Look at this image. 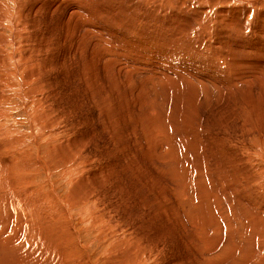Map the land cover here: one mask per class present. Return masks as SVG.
Masks as SVG:
<instances>
[{
    "label": "rangeland",
    "instance_id": "rangeland-1",
    "mask_svg": "<svg viewBox=\"0 0 264 264\" xmlns=\"http://www.w3.org/2000/svg\"><path fill=\"white\" fill-rule=\"evenodd\" d=\"M256 234L264 0H0V264H264Z\"/></svg>",
    "mask_w": 264,
    "mask_h": 264
},
{
    "label": "bare ground",
    "instance_id": "bare-ground-1",
    "mask_svg": "<svg viewBox=\"0 0 264 264\" xmlns=\"http://www.w3.org/2000/svg\"><path fill=\"white\" fill-rule=\"evenodd\" d=\"M147 2H148V1H147ZM159 4H160V3H159ZM140 9H141V8H140ZM73 11L75 12L76 9H73ZM73 11H72V12H73ZM72 12H71V13H72ZM77 12H78V11H77ZM71 13H70L69 15H72ZM78 13H79V12H78ZM78 13H76V14L78 15ZM80 13H81V12H80ZM36 15H37V14H36ZM73 15H74V13H73ZM81 15H82V14H81ZM33 16H34V15H33ZM74 16H75V15H74ZM76 17H77V16H76ZM79 17H80V16H79ZM2 18H3V17H2ZM8 18H9V17H8ZM80 18H81V17H80ZM81 21H83V20H81ZM83 23H84V22H83ZM42 24H43V23H42ZM15 26H16V25H15ZM85 27H86V26H85ZM85 27H84V28H85ZM20 28H21V27H20ZM88 28H89V27H88ZM88 28H86V29H88ZM86 29H85V30H86ZM83 30H84V29H83ZM87 31H90V28H89V30H86V32H87ZM98 31H99V30H98ZM21 32H22V31H21ZM90 32H91V31H90ZM92 32H93V31H92ZM87 33H88V32H87ZM96 33H98V32H96ZM84 34H85V33H84ZM97 36L99 37L100 35H97ZM78 38H79V37H78ZM2 40H3V39H2ZM34 52H35V51H34ZM25 55H26V54H25ZM37 56H38V55H37ZM36 58H37V57H36ZM42 59H43V58H42ZM39 60H41V59H39ZM27 61H28V60H27ZM15 63H16V62H15ZM24 63H25V62H24ZM34 73H35V72H34ZM23 76H24V75H23ZM54 86H55V85H54ZM50 87H51V86H50ZM232 177H233V176H232ZM230 180H231V179H230ZM232 180H233V179H232ZM234 180H235V179H234ZM182 194H183V193H182ZM16 198H17V197H16ZM181 198H182V197H181ZM13 200H14V199H13ZM14 201H15V200H14ZM20 201H22V200H20ZM9 202H10V201H9ZM8 205H9V204H8ZM8 205H7V206H8ZM20 206H21V209H24V208L27 207V206L34 207V202H31V201H29V200H28V201H22V202H20ZM10 207H11V206H10ZM10 207L8 206L9 209H10ZM18 211H20V210H18ZM18 211H17V213H18ZM244 211H246V210H244ZM247 211H248V210H247ZM12 212H13V211H12ZM249 212H250V210H249L247 213H249ZM250 213H251V212H250ZM253 213H254V212H253ZM253 213H252V214H253ZM254 214H255V216H256L258 213H254ZM15 215H16V212H15ZM19 215L21 216V214L18 213V216H19ZM261 215H262V214H261ZM252 216H253V215H252ZM249 217H250V215H249ZM35 218H36V216L33 214V216H32V215L29 216L28 219H25V218L21 217V221L24 220V221H26V222H29L28 224H30V222H31V223H34L33 221L35 220ZM208 218H209V217H208ZM208 218H207V219H208ZM261 218H263V217L261 216ZM36 219H37V221H38V217H37ZM257 220H258V218H257ZM21 221H19L18 224H20ZM35 221H36V220H35ZM37 221H36V223H37ZM46 221H47V220H45V222H46ZM45 222H44V223H45ZM206 222H207V220H206ZM257 222H258V221H257ZM22 223H23V221H22ZM22 223H21V224H22ZM24 223H25V222H24ZM36 223H35V225H33V230H32V233H33L34 235L37 234L38 230L41 229L40 227H41L42 224H43L42 226H44V223H41V221L39 222V223H41V224H38V223L36 224ZM208 223H209V222H208ZM208 223H207V224H208ZM259 223H261V222H259ZM21 224H20V225H21ZM46 224H47V222H46ZM20 225H19V227H20ZM23 225H24V224H23ZM26 225H27V224H26ZM26 225H25V226H26ZM53 225H54V224H53ZM16 226H17V225H16ZM14 227H15V226H14ZM21 227H22V225H21ZM26 227H27V226H26ZM31 227H32V225H31ZM55 227H56V226L54 225V229H55ZM259 227H260V226H259ZM23 228H24V226H23ZM47 228H48V227H47ZM51 228H52V227H51ZM15 229H16V228H15ZM25 229H26V228H25ZM43 229H44V228H43ZM43 229H41V230H43ZM54 229H53V230H54ZM26 230H27V229H26ZM44 230H45V229H44ZM44 230H43V231H44ZM254 230H255V229H254ZM259 230H260V229H259ZM262 230H263V229H262ZM47 231H48V230H47ZM55 231H57V227H56V230H55ZM45 232H46V231H45ZM60 232H61V231H60ZM60 232H58L57 234H54L55 236H53V237L51 236L52 239H49V238H47V239L53 241L51 244H52V246L55 247V250H56L57 248H58V250H60L59 248H61L64 257H63L62 255H61V256H62L63 259H64V258H67V254L69 253V250H68V248H67L63 243L61 244V241H62V239H63V235H61V234H63V233H60ZM262 232H263V231H262ZM59 233H60V234H59ZM43 234H44V233H43ZM46 234H47V233H46ZM258 234H259V233H258ZM40 235H42V234L40 233ZM260 235H261V234H260ZM260 235L257 236V234H256L257 237H259V238H260V237H263V238H264V236H262L263 233H262L261 236H260ZM37 236H38V234H37ZM43 236H45V235H43ZM47 236H48V234H47ZM35 237H36V235H35ZM49 237H50V236H49ZM36 238H37V237H36ZM259 238H258V240H259ZM263 238H262V239H263ZM40 239H41V236H40ZM38 240H39V237H38ZM42 241H44V240H42ZM261 241H262V240H260V242H261ZM49 242H50V241H49ZM262 242H263V241H262ZM227 243H228V242H227ZM263 243H264V242H263ZM46 244H47V243H46ZM38 245H39V244H38ZM263 246H264V245H263ZM40 248H41V247H40ZM50 248H51V247H50ZM262 249H263V248H262ZM59 252H60V251H59ZM50 253H51V252H50ZM57 253H58V252H57ZM245 253H246V252H245ZM49 255H50V254H49ZM54 255H55V254H54ZM56 255H57V254H56ZM222 255H223V254H222ZM220 256H221V255H220ZM49 257H50V256H49ZM58 257H59V256H58ZM62 257H61V258H62ZM222 257H225V255L221 256V259L223 260ZM55 258H56V257H55ZM59 258H60V257H59ZM225 259H226V258H225ZM51 260H52V259H51ZM56 261H57V259H56ZM60 261H61V260H60ZM237 261H240V260H237ZM67 262H68V261H67ZM213 262H214V261H213ZM216 262H217V261H216ZM221 262H222V261H221ZM224 262H225V261H224ZM234 262H235V261H234ZM45 263H46V262H45ZM62 263H63V262H62ZM62 263H61V264H62ZM243 263H244V262H243ZM57 264H60V263H57ZM64 264H65V263H64ZM211 264H212V263H211ZM236 264H237V263H236Z\"/></svg>",
    "mask_w": 264,
    "mask_h": 264
}]
</instances>
